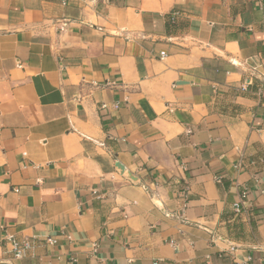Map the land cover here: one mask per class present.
I'll return each instance as SVG.
<instances>
[{
  "label": "crops",
  "instance_id": "obj_1",
  "mask_svg": "<svg viewBox=\"0 0 264 264\" xmlns=\"http://www.w3.org/2000/svg\"><path fill=\"white\" fill-rule=\"evenodd\" d=\"M263 259L264 0H0V264Z\"/></svg>",
  "mask_w": 264,
  "mask_h": 264
},
{
  "label": "built area",
  "instance_id": "obj_2",
  "mask_svg": "<svg viewBox=\"0 0 264 264\" xmlns=\"http://www.w3.org/2000/svg\"><path fill=\"white\" fill-rule=\"evenodd\" d=\"M60 30H63V28L61 27ZM161 55H163V54L161 53ZM251 83L252 82L250 80H248L247 83L241 87V89L245 90L247 88V86L251 85ZM186 190H187V188L184 189L183 194L185 193ZM237 207H238V205H235V208H237ZM7 240L12 242V244L14 246V252H15L16 258H20L22 256L24 250L29 247V243L26 241L22 242L21 244L15 243L11 236H7ZM46 242L50 245L55 244L54 239H47ZM263 263H264V259H263Z\"/></svg>",
  "mask_w": 264,
  "mask_h": 264
}]
</instances>
